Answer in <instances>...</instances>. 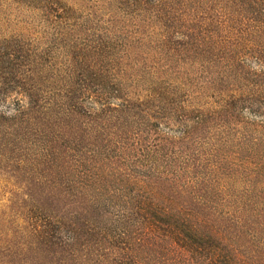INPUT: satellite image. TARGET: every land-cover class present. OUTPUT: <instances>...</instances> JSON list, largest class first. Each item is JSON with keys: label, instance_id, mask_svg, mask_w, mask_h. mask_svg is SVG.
<instances>
[{"label": "rangeland", "instance_id": "rangeland-1", "mask_svg": "<svg viewBox=\"0 0 264 264\" xmlns=\"http://www.w3.org/2000/svg\"><path fill=\"white\" fill-rule=\"evenodd\" d=\"M152 205L264 222V0H0V264H205Z\"/></svg>", "mask_w": 264, "mask_h": 264}, {"label": "trees", "instance_id": "trees-1", "mask_svg": "<svg viewBox=\"0 0 264 264\" xmlns=\"http://www.w3.org/2000/svg\"><path fill=\"white\" fill-rule=\"evenodd\" d=\"M167 18L171 22L175 19L173 15H167ZM178 19L175 20L178 23L179 21L188 23L186 19L179 17ZM197 124L201 125L202 120H198ZM181 126L182 134L188 135L186 127ZM185 159L183 157V164ZM152 207L156 215L149 220V233L155 234L158 228L161 230L160 225H162L170 240L197 255L205 264H264V222L255 223V228L246 229L244 234L240 231L238 237L233 238L227 236L224 231L209 227L205 220L184 210L177 213L165 205H152ZM214 210L231 221L230 208L219 209L218 207ZM235 221L240 223L238 220ZM239 225L244 228L242 224ZM240 236H245L243 242L247 245L246 247L242 245Z\"/></svg>", "mask_w": 264, "mask_h": 264}]
</instances>
